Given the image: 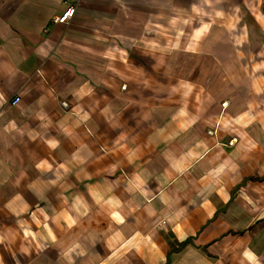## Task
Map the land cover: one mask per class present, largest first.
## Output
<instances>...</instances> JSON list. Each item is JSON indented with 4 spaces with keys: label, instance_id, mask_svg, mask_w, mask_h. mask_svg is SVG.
Segmentation results:
<instances>
[{
    "label": "crops",
    "instance_id": "obj_1",
    "mask_svg": "<svg viewBox=\"0 0 264 264\" xmlns=\"http://www.w3.org/2000/svg\"><path fill=\"white\" fill-rule=\"evenodd\" d=\"M0 264H264V0H0Z\"/></svg>",
    "mask_w": 264,
    "mask_h": 264
},
{
    "label": "built area",
    "instance_id": "obj_2",
    "mask_svg": "<svg viewBox=\"0 0 264 264\" xmlns=\"http://www.w3.org/2000/svg\"><path fill=\"white\" fill-rule=\"evenodd\" d=\"M65 9L63 10V12L59 15L54 17L51 20V23L53 24H68L71 19L73 18L74 12H75V6L73 4H68L66 2H64ZM20 101V98L18 96H15L12 98L11 100V104L15 105ZM62 106L66 107V103H62ZM235 141V139L230 140L229 144H233Z\"/></svg>",
    "mask_w": 264,
    "mask_h": 264
},
{
    "label": "rangeland",
    "instance_id": "obj_3",
    "mask_svg": "<svg viewBox=\"0 0 264 264\" xmlns=\"http://www.w3.org/2000/svg\"><path fill=\"white\" fill-rule=\"evenodd\" d=\"M207 5L209 6V4H207ZM204 6H206V4Z\"/></svg>",
    "mask_w": 264,
    "mask_h": 264
}]
</instances>
